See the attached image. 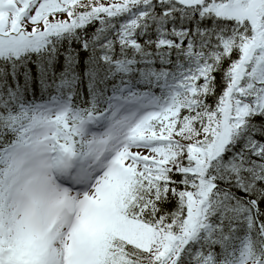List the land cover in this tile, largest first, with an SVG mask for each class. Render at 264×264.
Here are the masks:
<instances>
[{"label":"snow or ice","instance_id":"obj_1","mask_svg":"<svg viewBox=\"0 0 264 264\" xmlns=\"http://www.w3.org/2000/svg\"><path fill=\"white\" fill-rule=\"evenodd\" d=\"M0 264H264V0H0Z\"/></svg>","mask_w":264,"mask_h":264}]
</instances>
